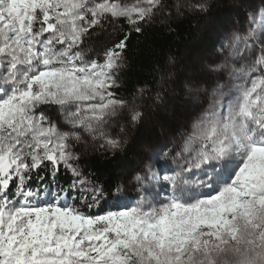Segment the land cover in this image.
<instances>
[{"label": "snow or ice", "instance_id": "obj_1", "mask_svg": "<svg viewBox=\"0 0 264 264\" xmlns=\"http://www.w3.org/2000/svg\"><path fill=\"white\" fill-rule=\"evenodd\" d=\"M210 6L0 0V264H264V8L221 34L182 83L188 118L122 179L101 183L77 150L123 152L145 102L166 103L147 85L120 93L128 38Z\"/></svg>", "mask_w": 264, "mask_h": 264}, {"label": "trees", "instance_id": "obj_2", "mask_svg": "<svg viewBox=\"0 0 264 264\" xmlns=\"http://www.w3.org/2000/svg\"><path fill=\"white\" fill-rule=\"evenodd\" d=\"M257 8H264L262 0H213L207 12L173 15L165 22H157L146 27L140 35L133 33L127 41L128 66L123 75L120 93L123 97L130 98L132 93L143 85L156 92L161 83V69L167 70L171 66L169 61L174 62L172 65H179L185 61L192 49L206 46L212 36L218 39L224 30L222 23L226 19L234 22L237 28H241L247 21L246 12ZM211 25L215 26L210 30ZM119 35L113 33L114 37ZM136 133L135 130V136L131 139H134L133 143L130 140V144L128 143L123 152L113 156L102 155L97 151L82 159L81 166L104 184L122 179L121 166L126 173L137 163ZM59 179L62 184H66L70 176L64 174Z\"/></svg>", "mask_w": 264, "mask_h": 264}, {"label": "rangeland", "instance_id": "obj_3", "mask_svg": "<svg viewBox=\"0 0 264 264\" xmlns=\"http://www.w3.org/2000/svg\"><path fill=\"white\" fill-rule=\"evenodd\" d=\"M209 2L211 5L213 0H209ZM167 3L169 7H171L172 0H167ZM254 10L259 9L257 8ZM222 25L221 26L224 29L223 32L225 30L237 28V26L234 25V22L228 19H226ZM214 26L215 25H211L210 30L213 29ZM248 27L249 23L247 20L243 23L241 28L246 29ZM223 32H221V34ZM219 38L217 39V37L212 36L206 46L192 49L185 61L181 62L179 65L174 64L170 66L176 73L175 79L177 80V85L174 86L175 90L172 91L170 88L173 86H165L161 81L156 91H160L165 94L166 103L163 106L158 107L153 105L152 107H148V103L150 102H145V121L141 125L130 129L128 133L130 141L135 136V130L137 131V162L138 158L142 155L146 144L156 143L163 135L171 134L175 128L179 127L188 118L189 97L182 91V83L190 79H200L204 77V73L202 71L204 65L214 61L217 57L216 46L218 45ZM104 42V39L98 40L97 46H102ZM49 115H51L54 120L59 118V114L55 111L49 112ZM133 141L134 139L130 142L133 143ZM134 145L136 144L134 143ZM77 150L81 153V160L97 152L91 148L85 149L83 147H79ZM131 195L134 196L135 193L132 192Z\"/></svg>", "mask_w": 264, "mask_h": 264}]
</instances>
